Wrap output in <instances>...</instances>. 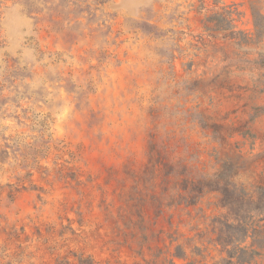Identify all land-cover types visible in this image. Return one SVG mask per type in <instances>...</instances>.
Returning <instances> with one entry per match:
<instances>
[{"label": "rangeland", "instance_id": "obj_1", "mask_svg": "<svg viewBox=\"0 0 264 264\" xmlns=\"http://www.w3.org/2000/svg\"><path fill=\"white\" fill-rule=\"evenodd\" d=\"M221 243L264 264V0H0V264Z\"/></svg>", "mask_w": 264, "mask_h": 264}, {"label": "trees", "instance_id": "obj_2", "mask_svg": "<svg viewBox=\"0 0 264 264\" xmlns=\"http://www.w3.org/2000/svg\"><path fill=\"white\" fill-rule=\"evenodd\" d=\"M255 25L257 30H260V28H262V26L258 23H255ZM236 227L237 230H240L242 234L246 237V235L248 234V228L243 225H238ZM231 238L232 240H237V235H233ZM241 240L242 239H239L237 242L242 243ZM221 245L223 246L224 252L227 253V257L223 258L218 264H254V256L257 254L255 253V251H250L247 248H242L240 247V245H235V243H221ZM229 246L233 247L229 249ZM177 256H179L180 258L186 257V255ZM79 264H94V261L91 258L84 259L80 257Z\"/></svg>", "mask_w": 264, "mask_h": 264}]
</instances>
